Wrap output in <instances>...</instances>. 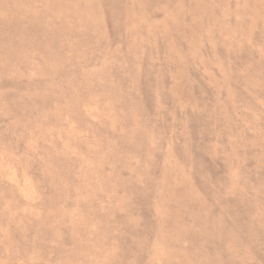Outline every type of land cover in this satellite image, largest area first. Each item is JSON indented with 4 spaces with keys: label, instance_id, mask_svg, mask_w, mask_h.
Listing matches in <instances>:
<instances>
[{
    "label": "rangeland",
    "instance_id": "1",
    "mask_svg": "<svg viewBox=\"0 0 264 264\" xmlns=\"http://www.w3.org/2000/svg\"><path fill=\"white\" fill-rule=\"evenodd\" d=\"M0 264H264V0H0Z\"/></svg>",
    "mask_w": 264,
    "mask_h": 264
}]
</instances>
